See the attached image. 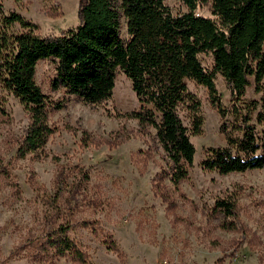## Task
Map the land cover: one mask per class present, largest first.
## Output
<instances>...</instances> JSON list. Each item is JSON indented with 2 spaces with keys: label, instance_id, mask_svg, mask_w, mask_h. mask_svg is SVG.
<instances>
[{
  "label": "rangeland",
  "instance_id": "374dc122",
  "mask_svg": "<svg viewBox=\"0 0 264 264\" xmlns=\"http://www.w3.org/2000/svg\"><path fill=\"white\" fill-rule=\"evenodd\" d=\"M83 1L0 0V17L16 13L30 24L11 23L7 31L12 34H60L77 26ZM163 2L173 15L188 11L180 0ZM195 12L214 17L209 4L197 5ZM120 34L128 39L123 16ZM199 58L208 70L213 68L210 54ZM54 76L52 60L37 62L35 82L49 102L63 106L49 111L54 132L43 148L24 156L17 149L29 115L17 97L0 88V264H75L69 257L33 260L32 249H17L43 227L50 209L48 195L59 172L64 176L60 182H83L87 198L94 200V205L82 201L75 207L69 231L92 264H264V168L228 174L203 168L207 148L224 144L221 119L205 86L186 80L199 102L202 131L190 136L194 159L178 189L168 175L163 177L173 197L170 212L151 188L152 177L167 171L154 130L145 132L125 115L140 106L130 80L118 70L111 98L88 104L61 88L53 90ZM214 83L221 103L230 105L231 92L222 75L217 73ZM259 96L254 77H249L244 98ZM181 117L190 127L186 111ZM229 194L237 198L238 218L248 231L245 237L239 230L221 228L222 216L212 211L215 200ZM81 221L90 224L81 226Z\"/></svg>",
  "mask_w": 264,
  "mask_h": 264
},
{
  "label": "trees",
  "instance_id": "16d2710c",
  "mask_svg": "<svg viewBox=\"0 0 264 264\" xmlns=\"http://www.w3.org/2000/svg\"><path fill=\"white\" fill-rule=\"evenodd\" d=\"M180 1L188 11L173 15L163 0H84L76 27L46 36L32 31L12 34L7 31L11 23L30 24L16 13L0 17V88L17 97L29 115L17 153L24 156L43 148L54 132L48 123L49 111L63 106L49 102L34 79L37 62L49 59L55 63L53 90L61 88L88 104L111 98L118 70L130 80L140 106L125 115L145 132L154 130L167 171L152 177L151 188L170 212L173 197L163 177L168 175L178 189L194 159L190 136L202 131L199 102L186 80L208 89L221 119L224 144L207 148L203 168L220 174L264 168V0ZM199 4H209L214 17L197 14ZM122 16L127 40L120 34ZM200 54L213 57L211 70L202 65ZM217 73L231 92L230 105L220 101L214 83ZM249 77H254L258 98H244ZM182 111L190 127L184 124ZM61 178L59 172L48 195L50 209L44 214L43 227L17 249H32L33 260L69 257L75 264H92L69 231L75 207L82 201L94 205V200L87 198L83 182L64 185ZM237 206V198L229 194L216 199L212 211L222 216L221 228L239 230L245 237L248 231L238 218Z\"/></svg>",
  "mask_w": 264,
  "mask_h": 264
}]
</instances>
